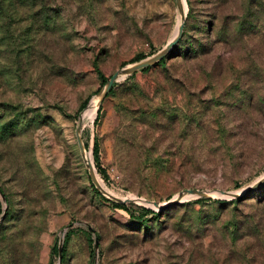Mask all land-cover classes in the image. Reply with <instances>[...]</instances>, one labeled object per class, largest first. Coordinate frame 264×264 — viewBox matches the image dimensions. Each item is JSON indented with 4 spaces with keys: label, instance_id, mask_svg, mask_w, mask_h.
<instances>
[{
    "label": "rangeland",
    "instance_id": "rangeland-1",
    "mask_svg": "<svg viewBox=\"0 0 264 264\" xmlns=\"http://www.w3.org/2000/svg\"><path fill=\"white\" fill-rule=\"evenodd\" d=\"M183 5L162 61L80 126L100 187L157 204L123 203L139 221L93 193L74 129L98 74L173 38L174 0H0V264H264V182L242 195L264 174V0Z\"/></svg>",
    "mask_w": 264,
    "mask_h": 264
},
{
    "label": "water",
    "instance_id": "water-1",
    "mask_svg": "<svg viewBox=\"0 0 264 264\" xmlns=\"http://www.w3.org/2000/svg\"><path fill=\"white\" fill-rule=\"evenodd\" d=\"M175 5L178 9V12L180 14V21L179 24L177 26L176 29V33L173 36V38L167 42L159 51H157L156 53L142 58L136 62H133L129 65H126L125 67L115 71L113 74H111L107 80L105 81V83L102 85L101 89L99 90V92L95 95L97 97L96 100V105H98L101 102V99L106 95V93L108 92V90L111 88V86L113 85V83L116 81V79L121 76V75H130L132 73H135L143 68H147L149 66H152L154 64H156L161 58H163L166 53L172 48V46L176 43V41L178 40V38L181 35V30H182V26H183V14L181 11V5H180V0H174ZM80 126H81V120H80V116H78L76 125H75V129H74V135H75V141L78 147V151L79 154L81 156V158L83 159V162L85 164L86 170H87V174L88 177L90 179L91 184L94 186V188L96 189L97 192H99L101 195H103L105 198L114 201V202H119V203H125V202H143V203H148L154 206H157V204H155L154 202H149L146 201L142 198H117L114 196H111L110 194H108L105 190H103L100 185L97 183L96 179H95V171L93 169V166L91 165V162L85 160V151H84V147H83V143L81 140V136H80ZM264 182V174L262 176H260L258 179H256L252 184H250L249 186H247L244 190H242V195H247L249 192L253 191L256 187H258L260 184H262ZM221 194L227 195L229 197H234L235 194L233 193H229V192H224L222 191ZM184 195H190V196H196V197H202V198H210V193L207 190H198V189H185L182 190L180 192L177 193L178 198H180L181 196ZM0 198L4 201L3 199V194L0 192ZM4 212H1L0 215V220L3 217ZM94 247L97 246L96 243V239H94L93 241ZM60 254H61V240L58 243L57 246V259L58 261L60 260Z\"/></svg>",
    "mask_w": 264,
    "mask_h": 264
},
{
    "label": "trees",
    "instance_id": "trees-1",
    "mask_svg": "<svg viewBox=\"0 0 264 264\" xmlns=\"http://www.w3.org/2000/svg\"><path fill=\"white\" fill-rule=\"evenodd\" d=\"M142 58H143V56H141V55H137V56L134 58V60L138 61V60H140V59H142ZM161 61H162V58L158 61V63H160ZM147 69H148V67H147V68H143V69H141V70L145 71V70H147ZM133 75H134V73H132L131 75H129V77H131V76H133ZM98 78H99V83H100L101 85H103V84L105 83V81L107 80V78L103 77L101 74H98ZM112 86H113V85H112ZM91 153H92L93 163H94V166H95L97 172H99V174H100L101 176L104 177L105 172H104L102 169H100V168L98 167V143H97V140H96L95 138L92 140ZM90 187L92 188L93 193H94L98 198H100L101 200H103V201H105V202H109L113 207L122 208V209L128 211V212H129V216L132 217L133 219H137V220H139V221H143V220H145V219H143V217H144L145 215H147V214H152V215H154V212H153L152 210H150V209H148V208H143V207L139 208V210L141 211L140 213H138L137 215H134V214L129 210V208H128L125 204H123V203L112 202V201L106 199L105 197H103L102 195H100V194H99V193L93 188L92 185H90ZM0 192L2 193L1 190H0ZM2 194H3V193H2ZM193 202H211V203H216V204H226V203H228L227 201H224V200H218V199H213V200H211V199H209V198H208V199H205V198H196ZM65 238H66V236H65ZM65 238L63 239V242H62L63 244H64V242H65ZM62 247H63V245H62ZM53 253H56V254H57V248H56V247L53 248ZM61 253H63V248L61 249Z\"/></svg>",
    "mask_w": 264,
    "mask_h": 264
},
{
    "label": "bare ground",
    "instance_id": "bare-ground-1",
    "mask_svg": "<svg viewBox=\"0 0 264 264\" xmlns=\"http://www.w3.org/2000/svg\"><path fill=\"white\" fill-rule=\"evenodd\" d=\"M183 2H184V0H180V5H181V11H182V14L184 13V5H183ZM175 33H176V31H175ZM175 35V34H174ZM96 100H97V97L96 96H94V99H93V101H92V105H90L89 106V108H87L84 112H83V114L81 113V115H80V120H81V122L83 121V122H88V121H91L92 119H93V115H94V108H95V106H96ZM85 160H86V162L87 161H89L90 162V154H87V152L85 153ZM95 179H96V181H97V178H96V175H95ZM97 183H98V181H97ZM211 195H213V192H211ZM217 195H219L218 193H217ZM214 196V195H213Z\"/></svg>",
    "mask_w": 264,
    "mask_h": 264
}]
</instances>
